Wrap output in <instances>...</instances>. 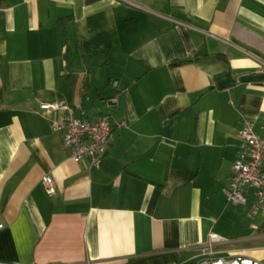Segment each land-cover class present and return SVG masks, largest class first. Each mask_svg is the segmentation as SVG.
Wrapping results in <instances>:
<instances>
[{"label":"crops","instance_id":"1","mask_svg":"<svg viewBox=\"0 0 264 264\" xmlns=\"http://www.w3.org/2000/svg\"><path fill=\"white\" fill-rule=\"evenodd\" d=\"M264 0H0V264H264L224 195L237 129L264 140ZM109 115L99 167L52 123ZM53 181L47 194L42 178Z\"/></svg>","mask_w":264,"mask_h":264},{"label":"built area","instance_id":"2","mask_svg":"<svg viewBox=\"0 0 264 264\" xmlns=\"http://www.w3.org/2000/svg\"><path fill=\"white\" fill-rule=\"evenodd\" d=\"M264 68V64H262ZM46 113L62 111L63 117L52 123L54 131L62 132V147L70 151L75 162L87 160L90 167H99L102 159L114 141L113 122L109 115H100L89 121L84 117H75L70 106L63 102L41 104ZM239 148L232 165V173L224 195L230 202L245 205L251 192L253 200L247 216H264V140L255 132L253 122L242 120L237 129ZM47 194L53 193V181L49 176L42 178ZM4 224L0 220V229ZM219 237L209 234V241L204 245L197 264H261L245 256H216L214 243Z\"/></svg>","mask_w":264,"mask_h":264}]
</instances>
